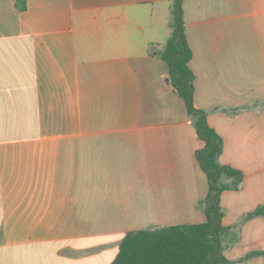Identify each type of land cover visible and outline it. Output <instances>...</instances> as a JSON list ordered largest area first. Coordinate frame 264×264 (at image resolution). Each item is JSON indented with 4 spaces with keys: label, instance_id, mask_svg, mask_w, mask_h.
<instances>
[{
    "label": "crops",
    "instance_id": "1",
    "mask_svg": "<svg viewBox=\"0 0 264 264\" xmlns=\"http://www.w3.org/2000/svg\"><path fill=\"white\" fill-rule=\"evenodd\" d=\"M172 0H0V264H109L206 219L196 134L157 51ZM193 101L243 173L222 264H264V0H183ZM252 252L256 255L246 257Z\"/></svg>",
    "mask_w": 264,
    "mask_h": 264
},
{
    "label": "trees",
    "instance_id": "2",
    "mask_svg": "<svg viewBox=\"0 0 264 264\" xmlns=\"http://www.w3.org/2000/svg\"><path fill=\"white\" fill-rule=\"evenodd\" d=\"M183 0H172L171 33L165 44L157 51L168 67L172 87L184 102L188 116L199 139L204 142L195 152L197 162L206 175L208 190L197 206L206 219L199 223H179L159 227L131 230L122 237L118 251L109 264H222L228 262L221 250V240L228 231L223 225L221 194L237 189L243 180L241 170L222 164L219 156L223 140L211 127L206 111L194 105L195 75L189 61L192 50L185 34ZM19 8H25V0H16ZM256 215L264 216V205L257 206L243 220ZM259 252H252L250 257ZM264 255V253H262Z\"/></svg>",
    "mask_w": 264,
    "mask_h": 264
}]
</instances>
